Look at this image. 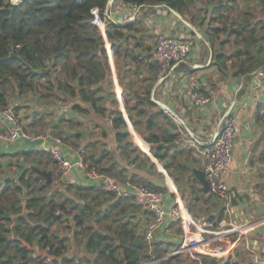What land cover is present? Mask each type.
Masks as SVG:
<instances>
[{"label": "crops", "instance_id": "0c3cea01", "mask_svg": "<svg viewBox=\"0 0 264 264\" xmlns=\"http://www.w3.org/2000/svg\"><path fill=\"white\" fill-rule=\"evenodd\" d=\"M227 1L231 0H194L186 15L177 12L183 21L165 6H146L133 11L120 0L115 1L107 10L111 20L116 23L125 16L136 14V18L139 19L137 26L141 32L130 38V44L133 41L137 44L139 42L138 48L133 50V56L115 54L111 44L106 41L111 75L108 81L94 85L92 89L97 93L101 90L99 97H103L105 102L99 106L107 109V112L105 115L102 109L101 113L97 112L78 96H72L65 91H60L59 99L46 100L42 97L45 93L43 81L37 83L33 92L14 93L9 98L8 106L14 108L21 116L30 134L46 135V139L0 143V171L3 170L5 176L9 177L6 179L0 176V186L8 180H18L23 172L34 167L35 172L38 170L52 172V190L47 196L57 191L60 196L65 195L73 199L74 194L67 192L64 185L97 189L83 179L79 170L63 176L57 167L49 170L50 166L47 167L44 158L37 155L48 153L49 147L55 145L54 135L62 140L64 153L70 159H77L78 151H85V156L91 164L106 171L119 182L125 183L130 179L151 189L164 191L167 206L182 201L189 211L191 208L192 214L206 210L217 216L222 210L217 203L214 205L207 200L208 195L204 194L203 185L196 177V172L204 169L202 149L218 131L221 114L237 100L233 114L244 121L256 114V121L252 128L243 131L239 136L230 170L224 180L235 196L230 220L237 224L254 225L249 236L251 246L244 244L246 240L239 243L238 238L233 236L212 245L207 255L189 252L186 257L180 255L173 258L170 264H222L231 254L229 247L234 246L238 249L236 256L239 263L249 264V250H258L264 240V105H257L264 98V69L254 70L247 79V76H235L237 62L242 58L234 53L242 43L241 38L232 33V29H240L246 21L248 24H254L256 18L264 22L261 18L264 15V0H234L230 9L225 10L222 4ZM217 9L219 12L215 13ZM166 24L178 27L181 36L186 39H194L196 47L185 65L173 66L166 75L161 76L154 56L155 47L149 43L154 37L159 39L164 36ZM214 27L223 30L211 32L210 29ZM259 72L263 76H260ZM162 77H165V80L157 88L156 85ZM58 78L65 83L73 84L71 80H67L61 66ZM195 88L214 89L218 93L217 99L209 106L196 107L190 100V94ZM148 90L151 97L155 91L157 100L166 103L180 118L177 122L169 114H160L162 110L157 106L146 107L150 114H158L156 120L158 130L164 137L177 136L175 141L163 142L169 146L164 147L169 153V158L179 154L175 164H170L169 158L165 161L156 158L151 145L144 140L140 132L141 136L133 131V141L142 150L138 149V153L131 149L125 151L117 143L113 117L109 116V105L114 109L113 114L117 111L124 114L130 130L134 127L128 119L125 104L128 101L130 103L128 106L131 107L135 97H145ZM221 90L226 92V96L220 93ZM231 95L234 99L232 102L228 100V96ZM143 130L144 128H141V131ZM253 150L256 154V163L250 166L248 154ZM177 164H181L186 170L176 168ZM166 165H169V168ZM254 189L260 191L261 199L255 194ZM220 204L222 208V203ZM125 205L127 210L125 213L137 227L136 231L142 229L145 235L153 216L139 212L133 198ZM215 222L220 225L221 221ZM140 224L142 227H139ZM52 230L61 238L68 237L71 232L70 225L61 224H55ZM180 239L181 231L177 226H166L158 231L155 243H161L160 247L163 248H157L159 254L165 255L166 251L174 252L179 247ZM239 245L241 247H238ZM79 256H83L82 247L79 250L73 240V252L69 258L75 260ZM88 256V262L93 264L95 256Z\"/></svg>", "mask_w": 264, "mask_h": 264}, {"label": "trees", "instance_id": "16d2710c", "mask_svg": "<svg viewBox=\"0 0 264 264\" xmlns=\"http://www.w3.org/2000/svg\"><path fill=\"white\" fill-rule=\"evenodd\" d=\"M109 2L110 0H23L19 4H13L10 0H0V107L7 106L14 93L33 92L37 83L44 80L42 86L45 93L42 97L46 100L59 99L60 91L69 92L70 95L78 96L88 103L97 112L101 113L102 109L105 115L107 109L99 106L105 100L99 97L101 90L97 93L92 88L108 81L111 75L106 41L111 44L115 54L133 56V50L138 48L139 42L137 44L133 41L130 44V38L141 32L137 26L139 19L126 24H116L108 20L104 37L101 29L93 23L92 11L98 8L101 16L105 17ZM120 2L141 8L165 6L183 16L194 4V0ZM231 2L234 0L224 2L222 8L229 10ZM214 12L218 13L219 9ZM221 30L223 29L220 27L210 29L215 33ZM232 33L240 37L242 43L234 53L242 58L237 62L235 76H247V79L254 70L264 69V45L261 42L264 40V22L259 18H256L254 24H248L246 21L240 29H232ZM123 45L126 47L124 50ZM60 66L67 80L72 81V85L60 80L58 74H55ZM150 98L151 92L148 90L145 97H135L131 107L127 101L126 113L134 129L151 145L153 155L165 161L169 158V153L164 147H160V143L175 141L177 136L166 138L158 130V114H150L146 109L157 106ZM160 114L168 115L164 111ZM141 128L144 130L141 131ZM113 129L116 131L119 147L138 153L139 148L132 143L127 121L120 111L113 114ZM37 155L47 158L49 170L56 168L50 154L43 152ZM178 155L168 159L170 164L176 163ZM168 166L166 165L167 168ZM33 168L23 172L18 180H8L0 186V264H45L41 259L32 258V247L42 248L46 245H51L55 255L60 257L55 264H72L73 260L64 256L66 240L56 236L52 230L58 220L54 214L56 208H60L65 214L75 213L77 227L85 226L87 221L102 222L119 209L120 214L127 218L113 227H107L109 233H90L86 248L91 254H95L94 264H144L152 260L151 255L146 253L145 239L138 235L137 227L125 213V203H130L132 198H120L113 202L115 197L111 194L76 185H64L67 192L74 194L73 199L65 195L60 196L57 191L47 196L53 184L47 185ZM176 168L186 170L181 164H177ZM25 196L29 214L27 219L19 220L15 237L12 231L13 217L23 213ZM207 197L210 203L216 204L214 198ZM59 198H63L62 202H59ZM107 202L110 204L103 211L101 207ZM86 203H91L99 211L95 212ZM209 216L211 220L220 222L224 219V211L217 216L209 212ZM87 230L92 228L87 227ZM160 245L161 243L154 244L155 252H158V247L161 248ZM170 253L172 252L166 251L165 255L159 254L156 258ZM178 256L171 257L162 264H170L172 259Z\"/></svg>", "mask_w": 264, "mask_h": 264}, {"label": "built area", "instance_id": "2783aa9c", "mask_svg": "<svg viewBox=\"0 0 264 264\" xmlns=\"http://www.w3.org/2000/svg\"><path fill=\"white\" fill-rule=\"evenodd\" d=\"M10 1L13 4H19L23 0ZM113 3L110 0L107 10L112 7ZM124 6L131 8L133 11L141 8L134 5ZM107 10L105 11V17L101 16L98 8L92 11L94 17L93 23L101 29L104 37H106L105 31L108 20H111L109 14H107ZM137 19L136 14H134V16H125L123 20L120 19L116 23H130ZM195 47L196 43L192 38L181 40L161 36L154 50L160 75H166L167 71L173 66L182 67L185 65L188 58L193 54ZM259 75L263 76L260 72ZM220 93L226 96L224 90H221ZM217 95L218 93L214 89L195 88L190 94V100L196 107H205L213 104L217 99ZM232 98V95L228 96L230 102L234 100ZM257 105H264V98ZM176 121L178 122V120ZM255 121L256 114H253L251 119L244 121L232 112L223 124L218 127L219 134L215 142L211 144L212 137L209 145L202 149V157L205 162L203 171L209 183L210 194L222 203V210L224 211V219L220 222V225H217L209 217L192 214L182 201H177L171 206H167L166 193L164 191L151 189L130 179L126 180L125 183L119 182L102 171L98 166L91 164L83 151H78L77 159L73 160L68 158L64 153L62 140L54 135L55 145L49 147L48 153L52 156L61 175L64 176L71 171L79 170L84 180L97 187L98 190L95 188L97 192L113 195L115 197L113 202L120 198L132 197L135 207L139 212L151 214L153 221L149 223L144 239L148 245L149 255H151L152 260L146 264H162L171 257L180 256L189 252L207 255L212 245L217 242H223L233 236L238 238L239 243L246 240L247 246H251L248 237L254 225L237 224L230 220L235 196L230 191L224 179L230 170L234 148L239 136L243 131L252 128ZM181 134L186 136L183 133ZM45 139L46 135L30 134L26 130L21 116L14 108L8 105L0 107V143H21L29 140L37 141ZM248 157V163L253 161L252 151L249 152ZM254 192L259 199L262 198L259 190L254 189ZM54 214L58 219L56 224L63 226L70 225V228H72L69 236L64 238L66 240L65 245L67 246L68 242L73 240V235L77 231V228H75V213L65 214L60 208H56ZM225 218L228 220H225ZM166 226H177L181 231L179 247L166 256L156 258L154 256L156 233ZM32 248V258L41 259L45 264H55V261L60 259V257L55 255L51 245H46L42 248L34 246ZM229 248L231 254L226 257L228 259L222 264H240L236 256L238 253L237 247ZM72 252L73 250L69 252V249H67L64 256L69 258ZM248 260L250 262L249 264H264V240L260 243L258 250H249ZM74 262L78 264L79 259L76 258Z\"/></svg>", "mask_w": 264, "mask_h": 264}, {"label": "rangeland", "instance_id": "374dc122", "mask_svg": "<svg viewBox=\"0 0 264 264\" xmlns=\"http://www.w3.org/2000/svg\"><path fill=\"white\" fill-rule=\"evenodd\" d=\"M261 18L263 19V21H264V15H262L261 16ZM151 41H150V45H153L154 47H156V44H157V42H158V38H153V39H150ZM261 42H264V40L263 41H261ZM107 45V44H106ZM110 50H111V48H110ZM111 52H112V50H111ZM55 74H58V73H55ZM41 81H43V83H44V80H41ZM227 110V109H226ZM225 110V111H226ZM225 111H224V113H225ZM224 113H222L221 114V118H222V116H223V114ZM218 126V125H217ZM133 131H135V132H137L134 128H131L130 130H129V133H130V135H131V141H132V143L134 144V145H136L135 143H134V141H133ZM138 134H139V132H137ZM140 135V134H139ZM141 136V135H140ZM138 148L141 150V148L138 146ZM81 151V150H80ZM142 151V150H141ZM84 153H85V151H83ZM252 153L254 154V156H255V160H253V161H251L250 163H249V165L250 166H253V165H255V163H256V154H255V151L253 150L252 151ZM47 158H44V161H47L46 160ZM1 162L2 163H5L3 160H1ZM8 163V162H7ZM7 163H6V165H7ZM10 166V165H9ZM10 167H12V166H10ZM13 171V169L11 168L10 169V172H12ZM0 176H1V178H6L7 176H5V173L3 172V170L2 171H0ZM12 176H15L14 174H12ZM7 178H9V177H7ZM6 178V179H7ZM73 197V196H72ZM59 202H62V199H60L59 200ZM108 204H110V202H107L106 204H104V206L103 207H101V209L103 210V211H105L106 210V208H107V205ZM98 210V209H97ZM99 211V210H98ZM196 216H205V217H210L209 216V211H206V210H204V211H197L196 212V214H195ZM128 217V216H127ZM106 220H104V221H102V222H97V221H95V220H92V221H87V223H86V225L85 226H83V227H77V225H76V227L75 228H78V230H77V232L76 233H74V235H73V240L76 242V244H77V246L79 247V250L81 249V247H82V251H83V256L81 257V256H79V264H90V262H88V259H89V256L88 255H92L93 257L95 256V254L94 253H92L91 254V252H89L88 250H87V248H86V243H87V240H88V238H89V235H90V233H92L93 231H98V232H101V233H103V234H105V233H109V230L107 229V227H113V226H115V225H117L118 223H121L122 221H126L127 220V218L123 215V214H120V210H118V211H113L111 214H110V216H108L107 218H105ZM87 227H91L92 228V230H87ZM139 227H142V224H140V226ZM71 229V231H72V228H70ZM71 233V232H70ZM137 233H138V235L139 236H141V237H143V239H144V234H143V231H142V229H139L138 231H137ZM249 239H251L250 237H249ZM73 240H68L69 242H68V244H67V246H66V249H65V252H64V254L67 252V249H69V252H71L72 250H73V246H72V244H73ZM244 242V241H243ZM215 244H218V243H215ZM244 244L246 245L247 243L246 242H244ZM146 245H147V243H146ZM239 247H241V246H239ZM148 251V252H147ZM87 253V254H86ZM146 253H148L149 254V250H148V245H147V248H146ZM159 255V252H155V248H154V256H158ZM185 255H187V253H185V254H183V257H186ZM90 261V260H89ZM184 261H186V260H184ZM72 264H76L75 262H74V260H73V263ZM94 264V263H93ZM144 264H146V263H144Z\"/></svg>", "mask_w": 264, "mask_h": 264}, {"label": "water", "instance_id": "95a60500", "mask_svg": "<svg viewBox=\"0 0 264 264\" xmlns=\"http://www.w3.org/2000/svg\"><path fill=\"white\" fill-rule=\"evenodd\" d=\"M116 0H111V3L115 2ZM174 15H176L181 21H183L182 17L180 14H178L175 10L170 9ZM164 30H165V34L163 37H168V38H172V39H181L184 40L186 39L184 36H181V32L180 29L178 27H171V25L166 24L164 26ZM190 39V38H188ZM165 80V78H161V80L157 83L156 87L158 88L161 84V82H163ZM108 98V97H107ZM151 100L154 104L157 105V107H159L162 111H164L165 113L169 114L174 120H180L179 116L175 113V111H173L166 103H164L163 101L157 100L156 95H155V91L152 93V97ZM237 103V100H234L229 107L227 108V110L225 111V113L223 114L220 124L219 126H221L223 124V122L231 115V113L233 112V109L235 108V105ZM113 111L114 109L111 107V105H109V116L110 118L113 117ZM218 131L214 134L213 140L211 141V144H213L216 140V138L218 137ZM160 147H165V148H169L168 145H165L163 143H160ZM37 173L43 177L46 181L47 185H51L53 183V178H52V172H46V171H40L38 170ZM196 177L198 178V180L201 182V184L203 185V192L205 195H208L212 198H214V200L216 201V203L220 206V210H222L221 208V204L219 202V200L215 197H213L210 194V189H209V183L205 177V173L204 171H197L196 172ZM26 196L23 199L24 205H23V213L16 215L13 217V222L14 224L12 225V231L14 233V236L16 237V228L18 226L19 220L20 219H27L28 217V210L26 208ZM86 205L90 206L91 208H93L95 210V212H98V210L96 208H94L91 203H86ZM219 210V211H220ZM125 254H126V249H125ZM127 258V256H126Z\"/></svg>", "mask_w": 264, "mask_h": 264}]
</instances>
